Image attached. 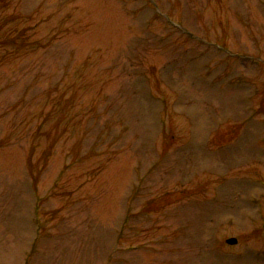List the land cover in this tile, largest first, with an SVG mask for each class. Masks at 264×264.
<instances>
[{
  "label": "rangeland",
  "instance_id": "obj_1",
  "mask_svg": "<svg viewBox=\"0 0 264 264\" xmlns=\"http://www.w3.org/2000/svg\"><path fill=\"white\" fill-rule=\"evenodd\" d=\"M263 225L264 0H0V264H264Z\"/></svg>",
  "mask_w": 264,
  "mask_h": 264
},
{
  "label": "water",
  "instance_id": "obj_2",
  "mask_svg": "<svg viewBox=\"0 0 264 264\" xmlns=\"http://www.w3.org/2000/svg\"><path fill=\"white\" fill-rule=\"evenodd\" d=\"M225 243L228 245H235V244H237V239L236 238H229L225 241Z\"/></svg>",
  "mask_w": 264,
  "mask_h": 264
}]
</instances>
